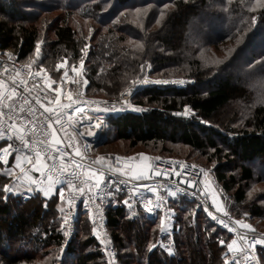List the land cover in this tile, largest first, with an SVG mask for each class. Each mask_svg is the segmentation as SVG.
Wrapping results in <instances>:
<instances>
[{"label": "trees", "instance_id": "trees-1", "mask_svg": "<svg viewBox=\"0 0 264 264\" xmlns=\"http://www.w3.org/2000/svg\"><path fill=\"white\" fill-rule=\"evenodd\" d=\"M164 3L170 6L163 9ZM135 9L139 10L131 20L130 11ZM263 27L264 7L252 6L249 0H0V49L11 47L19 60H36L49 69L63 57L77 60L87 45L86 89L93 87L94 93L108 95L94 98L119 96L115 94L143 76L144 64L154 79L164 75L191 79L182 86L171 82L144 84V80L132 102L145 109L109 116L107 144L127 141L128 147L136 148L169 141L194 150L211 147L219 152L214 138L218 137L241 162L240 180L227 176L222 167L216 174L223 191H234L237 203L245 200L242 181L253 178L244 163H264V105L252 104L241 119L239 111H234L232 122L223 129L205 124L227 103H248L251 95L242 78L235 79L234 71H224L225 62L218 66L202 62L196 55L198 50L191 49L188 32H195L200 39L206 37L205 30H211L219 40L233 36L237 41L233 48L239 41L243 50L247 43L244 37L262 32ZM37 42L39 54L35 53ZM222 47L231 49L226 44ZM170 67L176 71L170 73ZM221 71L222 79L218 76ZM185 106L192 114L185 113ZM13 162L12 158L7 164L0 161V264H107L84 213L66 242L55 211L56 196L46 202L41 195L23 198L5 193L4 185L10 182L7 168ZM30 204L34 206L28 209ZM172 205L179 229L169 254L158 246L156 219H147L141 212L128 215L119 198L107 204L106 222L115 248H120L115 256L119 264H226L221 253L231 235L211 225L185 199ZM248 211L249 217L264 220V206L249 203ZM152 245L155 247L150 250ZM61 248L64 256L59 258ZM257 254L264 264V249H258Z\"/></svg>", "mask_w": 264, "mask_h": 264}, {"label": "built area", "instance_id": "built-area-1", "mask_svg": "<svg viewBox=\"0 0 264 264\" xmlns=\"http://www.w3.org/2000/svg\"><path fill=\"white\" fill-rule=\"evenodd\" d=\"M7 53H11V57ZM30 73L40 74L34 76L30 75ZM42 77L43 75L40 69L34 68L29 63L19 60L11 47L0 49V79L6 82V88L15 81L17 95L23 93L26 97L30 98V103L36 109L37 120L43 121L44 128L47 129L48 127V121L45 117L50 116L52 119L53 128L57 133L56 138L61 141L56 146L58 151H53L52 154L59 156L61 153H68V155L63 157L64 160H72L76 164L83 165V167L76 170L79 173V179L75 183L84 192H87L88 195H82L79 191L70 192L64 178H61L60 184H56L59 189V200L61 199L60 188L63 187L65 189L63 193L64 199L61 200V204H63L64 216H69V221L64 226V233H68L67 236L64 234V240L66 242H69V239L74 235L78 218L80 214L84 213L87 216L89 225H91L92 237L99 243L101 251L107 258V264H116L115 256L117 252L106 222L105 209L111 200L119 198L120 204L129 213L141 212L147 219H156L159 227L158 237L160 238L161 245H163L161 248L167 250L173 243V235L179 229V224L176 222V209L172 204L175 200L185 199L192 203L195 212L197 210L201 211L211 225L224 231L226 234H230L231 238L237 241L238 247L235 248V251L228 250L224 263L255 264V260L250 261L245 259L246 256L251 255L253 252V249L249 248L248 242L252 239H264V233H257L256 224L252 223L253 219L251 217H237L225 209V206L221 202L220 193L217 191L212 177H209L206 171L201 170L198 166L195 167L193 164L170 159L145 161L139 164L137 168L134 166V162L129 160L127 155L112 151H101L103 146L95 145L99 137L106 138L108 129L107 119L109 116H119L125 111H140L142 107L133 104L132 97L134 96L136 88L144 80L150 81V79L142 77L141 80L137 79L136 83L124 90L119 96L100 99L87 95L85 79L79 77L74 91L70 94L72 101H75V103H72L69 98L64 99L60 103L70 106L56 110V101L49 100L47 97ZM21 81L26 82L28 92L24 91V85L21 84ZM179 82L174 80L175 84ZM187 82H192V80L187 79ZM36 97H39L42 104L54 109V111L45 112L44 108H41L39 104L35 103ZM17 103L19 105L23 101H18ZM60 112H63L62 116ZM24 115L27 120H31L32 117L27 111H25ZM58 119L61 123L56 122ZM28 126L31 127V125ZM50 132L51 129H49ZM48 139H51V135H49ZM9 143H12L14 147H20L18 141H9L5 137L0 139V149L6 148ZM9 152L10 155L7 157L8 161L10 158L13 159L15 157V155H11L15 153L12 149H9ZM77 152H79V155H77ZM30 155L33 156L31 163V167L33 168V165L36 163L34 152L30 153ZM44 162L49 165L54 163L56 167H60L61 165L60 159ZM146 164H151V169L144 168ZM108 165H111V169L108 168ZM72 166L75 167V164ZM119 168H122L124 171H116ZM97 169L104 172L109 180V183L102 185V191L90 188V185L94 183V178L89 179L88 174L95 172ZM141 169L145 173L143 178L139 180L130 179L134 172ZM157 172L161 173V175L157 176L155 174ZM42 177L47 179L46 170ZM81 180L85 181V183L81 184ZM117 184L123 189L122 191H117ZM133 184H144L148 185V187H141L136 190L138 193H142V196H133L130 192ZM153 188L156 189V192L150 191ZM109 191L113 193L112 196L107 195ZM70 195L76 199V203L72 207L67 203ZM25 196L28 195L25 194L24 198ZM89 196H93L94 198L87 205L86 209L83 201L88 200ZM158 196L164 197L161 206L152 212H147L145 205L148 200L151 199L155 203ZM214 200L215 204L213 203ZM125 201H127V204ZM217 206H219V210ZM169 209L173 211L169 212ZM209 212L216 219L209 216ZM162 217L165 221L163 225L165 228L164 232H161L160 222ZM237 221L240 223H236ZM242 224H247L250 227H242ZM93 229H96V231H93ZM258 249H264V245H255L256 258H258Z\"/></svg>", "mask_w": 264, "mask_h": 264}, {"label": "rangeland", "instance_id": "rangeland-1", "mask_svg": "<svg viewBox=\"0 0 264 264\" xmlns=\"http://www.w3.org/2000/svg\"><path fill=\"white\" fill-rule=\"evenodd\" d=\"M249 1L252 4V6L259 5L257 3V0H249ZM167 6H170V4L164 3L162 5V8L165 9L167 8ZM137 10L139 9L130 11L131 20H133ZM57 13L58 11L54 12L53 14H57ZM161 13L159 17H161ZM262 29H263L262 32L257 33L256 35H252L251 37L247 36L248 38H246V36L244 37L245 41L247 40V43L245 44L246 48L243 50L240 47L241 44L239 41L237 48L236 47L233 48L232 43L234 44L235 42H237L236 40H233L234 39L233 36L232 37L228 36L227 38H222L219 40L215 37L214 34H212L211 30L209 31L205 30L203 34L206 35V37L200 39V37L198 36L195 37L196 36L195 32L193 31L188 32V35L192 42L191 49L196 48L198 50V53L196 55L203 60L201 61L204 62L205 64H207L208 62L211 64L213 63L216 66H218L219 63H221L222 61L225 62L227 65L223 66L224 71L228 73H232V71H234L233 75L235 76V79L236 77H240V79L242 78V83L244 84V88L247 89L251 95L250 98H247V100L249 101L248 103L246 102V100L241 101L239 103L238 101L237 103H230V102L227 103L226 106L222 110H220V112L215 114V116L205 124L208 125L210 124L211 126L215 127L217 130H219L220 128L223 129V127H225L226 124L230 123V121L232 122L233 119L231 113L233 114L234 111H236V113L237 110L239 111L238 115L240 116L241 119V116L247 114L248 107L251 106L252 104L259 103L264 105V27ZM225 44L230 45L231 49L223 48L222 46H224ZM87 49L88 47L86 46L82 47L81 50L82 56L77 60L72 61L69 60L67 57H63V59L61 58L56 63L53 62L49 69L39 66L36 63V60L27 61V63H29L34 68L36 67L40 69V71L41 69H43L42 80L44 83V89L47 93V97L49 98V100L56 101L57 96H59L60 101L69 98L70 94L75 89V84L78 78L79 77L84 78L86 81L85 60L88 53ZM35 53L39 54L40 52H37L35 49ZM228 59L231 60L233 63L230 62ZM82 60H83V64H81ZM144 66L145 68L142 77H146V79H150V81H144V84L157 83L164 85V84H168L169 81L171 83H174V80L184 81L183 84L178 83L177 86H182L185 83H187V79L180 78L183 77L180 75L160 76L159 73L157 74V76L160 77L154 79L152 76H148L147 74L148 68L146 69L147 65L144 64ZM73 68H75L76 71H73ZM168 70L170 73L176 71L174 67H170ZM223 74H224L223 71H221L218 74V76H221ZM142 77H140V80ZM222 77L223 76L219 78L222 79ZM136 80L137 79H135L127 86L122 88L115 95L121 94L132 84L136 83ZM163 81H168V83H163ZM233 81L235 82V80ZM206 87H207L206 84L201 86L202 89ZM86 93L92 98L108 96V95L105 96L94 93L93 87H87ZM142 109L145 108L142 107L140 110ZM189 114H192V112L189 111L188 115ZM233 122H236L235 118ZM235 126H238V123L235 124ZM214 138L217 144L216 148L220 149L219 152H217V150L211 147L205 150H196V149L194 150L186 145L180 143H172L169 141H167L166 143H158L155 146L152 145L147 147L143 144H139L136 148H130L128 147L127 141H116V140L112 141L111 144L109 145L107 144L108 141L106 142V144L101 145L103 146L101 151H106V152L112 151L123 155H127L129 160L134 162V166H136L137 168L139 164L153 159H166V160L170 159L180 162L182 160L188 161L190 164H193L195 167L198 166L201 170L206 171L207 175L209 177H212L216 189L220 193L221 202L223 206H225V209H227L232 214L238 215V217L241 216L249 217L248 216L249 203L260 204L264 206V163L260 160H253L252 162L244 163L246 167H249L251 169L253 178L251 181H248L246 183L242 181V183L245 186V200L244 202L237 203L232 194L234 191L233 190L223 191L222 186L216 180L217 179L216 174H217V168L222 167V171L225 172L227 176L232 175L233 177L236 178V180H240L241 162L237 161V159L234 156L230 155V150L222 145V142L218 137H214ZM11 155H15V157L13 158L14 162L11 163L7 169L9 170L8 177L10 178L9 185L11 187H14L15 194L16 195L20 194L21 197L23 198L25 194L28 195L25 197H29V196L33 197V196L41 195L42 197L47 199L46 202H49L50 201L49 199H52L53 196H56L57 202L55 205L56 207L55 211L58 212V217L60 219V226H61V224L63 223L64 211H61V209H63V204H61L62 202L61 199L59 200V196H58L59 189L57 185L53 186L52 191H50L47 194V196H45L44 192L40 190L39 184H32L31 187L33 190L29 192L28 191L29 183L25 179L21 167H16L17 164L16 154L14 153ZM23 167L28 169L27 175L29 177H34L36 180L42 179L44 180L45 184L48 183V180L44 179L39 172L33 171L31 164L25 161L23 163ZM17 177H19V179H17ZM7 194L14 195L13 193H7ZM26 206L29 209L34 205L30 204ZM128 215L131 216L132 214L128 213ZM252 223L256 224L257 233L260 234L264 233V220L255 218L252 220ZM88 230L89 228L88 226H86V232H88ZM232 243H233L232 238H230L229 241H227V243L225 244V251L221 253V257L223 261L225 260V257L228 254L229 245ZM160 245H161V241L159 238L158 246L161 248ZM115 249L118 253L120 252L119 247ZM123 251L126 252L127 250L124 249ZM165 251L168 252V249ZM63 256L64 254L61 248L58 257L62 258ZM116 264H119V261H117V257H116ZM194 264H197V262L194 261Z\"/></svg>", "mask_w": 264, "mask_h": 264}, {"label": "snow or ice", "instance_id": "snow-or-ice-1", "mask_svg": "<svg viewBox=\"0 0 264 264\" xmlns=\"http://www.w3.org/2000/svg\"><path fill=\"white\" fill-rule=\"evenodd\" d=\"M257 3L264 7V0H257ZM253 21H255V17L252 18ZM159 23V21H157ZM87 47V45H86ZM40 42H37L36 45V51L40 52ZM9 57H11V53H7ZM81 64H83V60L81 61ZM73 71H76L75 68H73ZM41 72H43V69H41ZM40 73H30V75L38 76ZM87 81H85V84ZM163 83H168V81H163ZM179 83L183 84L184 81H180ZM6 82L3 79H0V139L7 138L9 141H18L20 144V147H14L12 143H9L6 148L0 149V161H3L4 164H7L9 161L7 157L10 155L9 149H12L16 153V167H21L22 172L24 173L25 179L29 183L28 191L31 192L33 189L31 187L32 184H39L40 190L44 192L45 196L52 191V188L56 184L61 183V178H64L67 183V187L70 192L79 191L82 195H88L87 192H84L82 188L79 187L75 183L76 180L79 179V173L76 171L78 168L83 167V165L76 164L72 160H64L63 157L65 155H68V153H61L59 156L53 155V151H58L57 145L60 144V140H58L57 133L55 129L53 128L52 119L50 116L45 117V119L48 121V127L47 129L43 126V121L37 120V114L36 109L33 107V105L30 103V98L26 97L23 93L20 95H17V86L15 81L11 85H8L7 88L5 86ZM21 84L24 85V91L28 92V88L26 85V82L21 81ZM69 100L72 103H75V101H72V97L69 96ZM18 101H23L22 104L18 105ZM35 103L39 104L41 108H44L45 112H52L54 109L48 108L44 104L41 103V100L39 97L35 98ZM70 105H65L60 103V98L57 96L56 98V110L67 108ZM27 111L31 115V120H27L24 113ZM191 111L188 106H185V113H188ZM60 115H63V112H60ZM57 123H61L59 119L56 121ZM28 125H31L29 127ZM49 129H51V132L49 133ZM49 135H51V139H48ZM34 152V158L36 163L33 165V171L40 172L43 176L45 174V170L47 171V180L48 183L45 184L44 180H36L34 177H29L27 175L28 169L23 167V163L27 161V163L31 164L33 160V156L30 155V153ZM77 155H79V152H77ZM57 159L61 160L60 167H56V165L53 163L52 165H49L48 163L44 162L47 160L56 161ZM102 159V158H101ZM75 164V167L72 165ZM103 166V165H102ZM151 164L144 165V168L151 169ZM108 168L111 169V165H108ZM118 172H123V169H116ZM127 174V173H126ZM157 176L161 175V173L157 172L155 173ZM89 179L94 178V183L90 185V188H95L97 190L102 191V185L109 183V180L107 179L104 172H101L100 169H97L95 172H91L88 174ZM145 175L144 171L138 170L134 172L130 179L139 180L143 178ZM19 179V177H17ZM80 183H85V181L81 180ZM114 183V182H113ZM123 183V182H122ZM191 183V182H189ZM144 187L147 188L148 185L144 184H133L132 188L130 189L131 195L133 196H142V193H138L136 190ZM117 191H122L123 189L120 187V185H116ZM4 191L5 193H13L15 194L14 187H11L9 184L4 185ZM65 189L63 187L60 188L61 193V200L64 199V193ZM152 192H156V189H150ZM108 196H112L113 193L109 191L107 193ZM93 196H89L88 200H84L83 203L86 206L93 201ZM5 199H7V196H5ZM164 201L163 196H158L155 203L151 199L148 200L147 204L145 205V210L147 212H152L156 208L160 207L162 202ZM68 205L70 207L74 206L76 203V199L74 196L70 195L68 201ZM102 203V201H101ZM127 204V201H125ZM215 204V200L213 201ZM219 210V206H217ZM63 211V209H61ZM172 209H169V212H172ZM209 216H212V213H208ZM91 216V213H90ZM213 219H216L215 216H212ZM69 216L63 217V223L61 224V228H64V226L68 223ZM161 232L165 231V228L163 227L165 221L164 218H161ZM236 223H240L237 221ZM242 227L248 228L250 227L247 224H242ZM93 231H96V229H93ZM66 236L68 235L67 232L64 233ZM221 244L224 243V241L220 242ZM249 248L253 249V252L251 255L246 256V260H255V264H260L259 259L255 256V245L260 244L264 245V239H252L248 242ZM152 247H155V245L150 246V250ZM163 247V245H161ZM230 251H235L234 243L229 245ZM171 249H168L169 254H171ZM227 264V262H226Z\"/></svg>", "mask_w": 264, "mask_h": 264}, {"label": "water", "instance_id": "water-1", "mask_svg": "<svg viewBox=\"0 0 264 264\" xmlns=\"http://www.w3.org/2000/svg\"><path fill=\"white\" fill-rule=\"evenodd\" d=\"M107 142V139L105 137H99V139L95 142V145L96 146H101V145H104L106 144Z\"/></svg>", "mask_w": 264, "mask_h": 264}, {"label": "crops", "instance_id": "crops-1", "mask_svg": "<svg viewBox=\"0 0 264 264\" xmlns=\"http://www.w3.org/2000/svg\"><path fill=\"white\" fill-rule=\"evenodd\" d=\"M119 169H122V168H119ZM58 187V186H57ZM232 241L234 243V248H237L238 247V244H237V241L235 239L232 238ZM232 243V244H233Z\"/></svg>", "mask_w": 264, "mask_h": 264}]
</instances>
